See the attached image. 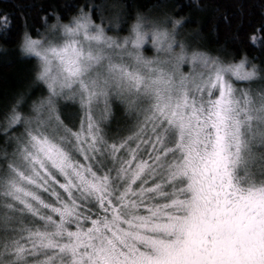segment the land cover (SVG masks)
<instances>
[{
	"label": "snow or ice",
	"instance_id": "1",
	"mask_svg": "<svg viewBox=\"0 0 264 264\" xmlns=\"http://www.w3.org/2000/svg\"><path fill=\"white\" fill-rule=\"evenodd\" d=\"M186 23L68 0L19 34L35 70L0 103V264H264V58Z\"/></svg>",
	"mask_w": 264,
	"mask_h": 264
},
{
	"label": "trees",
	"instance_id": "2",
	"mask_svg": "<svg viewBox=\"0 0 264 264\" xmlns=\"http://www.w3.org/2000/svg\"><path fill=\"white\" fill-rule=\"evenodd\" d=\"M68 0H0V17L7 14L10 27L0 28V103L10 100L34 75L35 59L21 53L16 45L19 34L40 26L43 10L62 9ZM81 4L83 0H70ZM112 3L113 0H107ZM128 12L151 7L157 0H116ZM175 5V14L186 18L185 34L199 31L209 49L223 45L228 52L248 51L264 58L259 26L264 23V0H165ZM252 36L256 43L249 40ZM215 54V53H214ZM259 63V60L256 61Z\"/></svg>",
	"mask_w": 264,
	"mask_h": 264
},
{
	"label": "rangeland",
	"instance_id": "3",
	"mask_svg": "<svg viewBox=\"0 0 264 264\" xmlns=\"http://www.w3.org/2000/svg\"><path fill=\"white\" fill-rule=\"evenodd\" d=\"M35 59V58H34Z\"/></svg>",
	"mask_w": 264,
	"mask_h": 264
}]
</instances>
